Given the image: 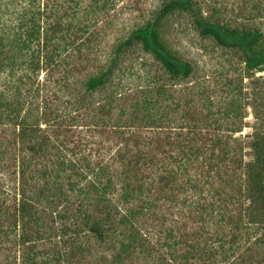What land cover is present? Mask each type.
<instances>
[{
  "label": "trees",
  "instance_id": "obj_1",
  "mask_svg": "<svg viewBox=\"0 0 264 264\" xmlns=\"http://www.w3.org/2000/svg\"><path fill=\"white\" fill-rule=\"evenodd\" d=\"M109 2L0 0V264H264V0H159L100 61Z\"/></svg>",
  "mask_w": 264,
  "mask_h": 264
},
{
  "label": "rangeland",
  "instance_id": "obj_2",
  "mask_svg": "<svg viewBox=\"0 0 264 264\" xmlns=\"http://www.w3.org/2000/svg\"><path fill=\"white\" fill-rule=\"evenodd\" d=\"M159 0H110L108 5L111 8L104 13H96V16L91 19L100 25H105L106 28L99 35L102 44L100 45L101 55L100 61L109 51L108 46L117 35H124L136 23L141 22L148 10L157 7ZM228 7L236 0H218ZM85 5L87 0H82ZM81 20L90 18L87 11L80 13ZM166 40L172 50L182 59L190 61L198 70L199 76H208L218 78L223 76L229 65L225 61V56L220 49L215 47L209 40L200 38L188 20L182 17L175 16L166 32ZM264 75V74H263ZM249 116L245 119V127L241 134L250 131L248 125L252 122L251 110H248ZM248 124V125H247Z\"/></svg>",
  "mask_w": 264,
  "mask_h": 264
}]
</instances>
